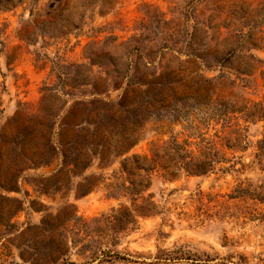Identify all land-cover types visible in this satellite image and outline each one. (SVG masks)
Masks as SVG:
<instances>
[{"label":"rangeland","instance_id":"374dc122","mask_svg":"<svg viewBox=\"0 0 264 264\" xmlns=\"http://www.w3.org/2000/svg\"><path fill=\"white\" fill-rule=\"evenodd\" d=\"M0 29V264H87L93 254L109 249L140 256L139 263L115 264H156L160 250L185 256L157 264H264V203L250 195L234 197L239 188L260 191L264 186V166L256 159L264 139V118L259 117L264 109V0H0ZM190 36L204 43L206 61L189 59L179 50ZM242 42L245 48L258 44L246 54L256 60L231 57ZM112 63L122 71L129 64L124 87L111 84L103 94L116 104L129 83L163 73L179 94L197 81L209 85L205 79L217 86L216 102L204 96L179 102L166 88L149 111H163L164 105L165 116H145L142 139L121 159L152 155L155 144L183 132L176 116L196 122L201 109L226 105L230 122L224 125L215 117L202 131L231 159L223 165L236 163L230 171L220 165L209 175L183 173L173 180L156 174L144 196L155 201L158 213L139 217L137 229L119 233L113 222L102 221L120 203L132 205L131 198L108 195V185L119 181L114 175L119 160L107 163L91 155L82 176L70 171L57 175V158L33 166L31 140L26 148L20 142V132L43 107L63 106L55 142L75 140L64 125L83 111L67 93L86 78L102 85ZM90 89L83 85L73 93L89 101ZM130 102L114 110V131L134 118ZM175 109L180 114L175 116ZM186 133H179L181 141ZM237 137L244 139L246 150L228 148L227 141ZM18 157L26 161L21 172L15 171ZM85 177L92 184L81 188ZM12 179L17 188H9Z\"/></svg>","mask_w":264,"mask_h":264},{"label":"trees","instance_id":"16d2710c","mask_svg":"<svg viewBox=\"0 0 264 264\" xmlns=\"http://www.w3.org/2000/svg\"><path fill=\"white\" fill-rule=\"evenodd\" d=\"M75 28L81 29V26L74 25V29ZM195 28L198 29V27ZM173 42V46H177V41ZM204 46V43H199L194 36H190L179 50L181 53L186 54L189 59L200 57L206 61L207 53ZM245 46L243 42L239 44L237 46L239 48L233 50L231 57L238 56L248 58L251 61L256 60L255 55L250 54L247 56L246 54L250 52L252 48L258 47V44L250 43L248 48H245ZM166 47L172 48L169 45ZM90 56L92 61L95 62L94 53H91ZM257 60L262 61L261 59ZM100 64L102 67H107L103 62H100ZM112 64L114 67L113 69H108L107 78L104 80L101 78L102 85L93 81V79L86 78L78 85H73V91L71 90L70 93H67L76 99L75 103L79 105L83 111L79 114H74L72 120L66 122L64 125L65 130L75 133V140L68 141L63 139L60 144L55 142L54 136L56 133L57 119L65 109L63 106L59 109L43 107V109L36 114L34 123L25 126L22 132H20V134L23 135V139L20 142L23 147L26 148L29 139L31 140L30 148L33 149V166L50 165L52 159L57 158L58 161L54 169L57 175L70 171L77 173L79 177L82 176L91 163V158L89 160L91 155L99 156L103 162L105 161L107 163H115L114 161L116 159L119 160L120 166L114 171V175L119 181L108 185V195L118 199L121 197L131 198L132 205L129 206L126 203H120V208L115 210L113 215L108 217L103 216L102 218V221L113 222L115 232L119 233L137 229L139 217H147L158 213V205L155 201L144 196L147 189L151 187L153 178L156 174H162L166 179L173 180L179 178L183 173L195 176L209 175L214 173L220 165H222L220 168L222 171H230L236 167V163L230 166L223 165L229 163L231 159H228L226 153L218 148L213 137L207 136V131H202V126L209 128L210 122L215 117L218 118V120H224V125L230 122L227 117L229 107L223 104L222 109H211L210 107L201 109V111L196 114V122L188 115L185 117L180 116L181 119L178 118L175 114L180 113L177 112L179 111L178 109H175V121L183 124V132L172 134L171 137L162 144L157 146L155 144L151 148L152 155L136 153L121 159L142 139V137H140V132L143 121L141 120L145 116L159 114L158 116L160 119L165 116L164 112L167 107L164 105L161 107L164 109L163 111H159L160 109H158L157 113H149V111L156 107L153 101L157 102L158 95L163 93L166 88H169L176 100L183 102L185 98L190 96H204L213 100L217 86L211 85L210 79H205L204 82L206 83L210 81L209 85L204 84V86H200L197 81L195 85H190L179 94L177 87H173L172 83L168 81L170 75L166 73L160 76L150 75L153 76L152 79L146 77L145 79H139L129 83L116 104V101L113 99H105L103 94L111 90L109 88L111 84L113 89H122L124 87V79L128 77L129 73V64L125 71H122L123 69L119 68L118 65ZM240 72L252 75L249 69H242ZM67 79H70V77ZM110 79L112 81L109 84L107 80ZM119 80H122V82ZM83 85L91 86L89 94L92 98L89 101L73 93ZM105 86H108V88H105ZM143 87H145V89H143ZM51 90L52 89H50V91ZM80 92H82V96L86 95L84 91L80 90ZM141 99L142 101L139 102ZM129 100L131 101L130 104L133 106L134 118L130 120L129 124L121 127L119 131H114L112 126H117L118 122L114 118L113 112L117 107L125 108ZM89 105H92L94 109H89ZM259 112V117L264 118V109ZM250 115L254 116V114ZM125 122L124 120L121 124H125ZM186 131V138L181 141L179 133L185 134ZM216 136L219 137V134H216ZM243 141L244 139H242V137H237L234 143L228 140L227 146L229 149L239 148L241 150H246L247 146L242 145ZM14 142H18V140H14ZM60 155H62V157H60ZM256 159L260 165L264 166V139L259 141ZM14 163L16 168L15 171L21 172V168L19 167L26 163V161L18 157L15 158ZM13 180L14 179H12L9 184V188L11 189L17 188V181ZM89 184L90 178L85 177L84 182L81 183V188ZM260 188V191L251 190L250 188H239L235 192L236 195L234 197L250 195L258 199L261 203H264V186ZM118 243L119 237L115 239V244ZM183 256H185V253L182 251L160 250L154 257V262L157 264L162 261L182 259ZM208 258H210V256ZM91 259L92 260L87 262V264L95 262L111 264L141 262L139 261L140 256L111 249L102 250L100 254L95 253L91 256ZM67 263L75 264L70 261H65L60 264Z\"/></svg>","mask_w":264,"mask_h":264}]
</instances>
